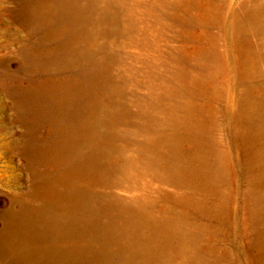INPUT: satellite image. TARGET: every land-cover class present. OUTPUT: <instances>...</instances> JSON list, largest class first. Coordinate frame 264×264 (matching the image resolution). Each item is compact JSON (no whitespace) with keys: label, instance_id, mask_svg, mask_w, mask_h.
Returning a JSON list of instances; mask_svg holds the SVG:
<instances>
[{"label":"rangeland","instance_id":"374dc122","mask_svg":"<svg viewBox=\"0 0 264 264\" xmlns=\"http://www.w3.org/2000/svg\"><path fill=\"white\" fill-rule=\"evenodd\" d=\"M92 1L98 8L115 10L118 19L107 24L96 15L91 34L77 44L113 54L109 73L121 86L128 109L127 120L115 127L106 122L110 101L96 102L86 114L91 137L103 139V147L116 156L114 172L92 182L93 201L145 200L146 216L173 223L184 210L187 220L179 226L197 234L204 262L262 264L264 211L257 215L256 210L264 197V182L255 179L250 152L264 143V133L247 139L243 110L251 89L259 101L264 99V32L250 21L255 9L264 8V0ZM35 4L36 0H0V264H53L25 259L6 234H18L17 219L25 210L37 213L52 199L65 204L61 195L70 191L58 180L62 166L56 153L40 152L55 136L53 124L30 119L32 104L25 91L49 76L79 74L86 66L55 64L52 54L61 51L68 35L52 33L48 22L31 11ZM186 101L198 107L192 118L184 116ZM175 116H184L185 129L198 131L203 143L200 147L184 139L181 164L191 158L200 173L221 170L220 182L203 185L168 165L149 161L145 141L156 131L169 137ZM120 155L137 162L128 177L117 168ZM99 214L102 222L108 221V212ZM92 234L59 245L87 243ZM116 254L113 263L119 259ZM193 258L183 254L179 233L174 232L168 257L151 264L190 263Z\"/></svg>","mask_w":264,"mask_h":264},{"label":"bare ground","instance_id":"6f19581e","mask_svg":"<svg viewBox=\"0 0 264 264\" xmlns=\"http://www.w3.org/2000/svg\"><path fill=\"white\" fill-rule=\"evenodd\" d=\"M82 2L36 0L35 7L31 8L36 16L48 22L52 33L63 32L68 35L61 51L52 54L55 64L71 66L78 63L86 66V69L74 75L49 76L40 86L25 91V97L32 104L30 119L48 120L53 124L55 136L49 144L40 148V152L56 153L55 159L62 166L57 175L58 180L66 183L63 185H69L70 191L61 195L65 204L52 199L37 213L32 209L34 212L25 210L19 215L21 219H17L18 234H6V238L14 240L19 245L20 254L32 261L46 259L53 264H151L154 260L168 257L172 235L177 232L183 254L194 257L190 263L179 264H219L217 259L204 262L197 234L184 232V225L179 226L187 220L186 211H181L173 223L165 218L156 220L146 216L145 200H138L134 204L120 199L99 203L93 201L92 182L114 172L113 161L116 156L111 149L103 147V139L91 137L92 124L86 114L96 102L110 101L113 106L106 116V122L115 127L127 120L128 109L122 101L121 86L113 81L109 73L113 54L108 49L98 52L87 45L81 47L77 44L81 37L87 38L91 34L90 23L96 15L101 22L113 24L118 19V13L98 8L92 0ZM250 21L253 27L264 32V8L255 9ZM239 28H243L241 23ZM244 38L241 46L246 49ZM255 96L251 89L243 110L245 136L249 140L264 133V99L259 101ZM182 109L185 118L198 114V107L193 101L184 102ZM184 116L174 117L171 125L173 131L169 137L159 131L151 133L145 141V147L150 151L149 161L168 165L178 175L203 185L220 182L223 179L221 170L208 168L200 173L191 158L187 160L188 164H181L180 159L185 151L182 145L184 139L203 147L197 137L198 131L189 132L183 126ZM140 128H146V125L141 124ZM151 143L153 145L150 148ZM86 144H89L87 151L83 149ZM250 156L256 181L264 182V143L256 146ZM136 166L135 158L120 155L117 168L123 177L130 176ZM197 207L203 210L205 205L199 202ZM100 210L109 213L107 222L100 220ZM256 211L257 215L264 211V197ZM203 231L207 233L206 229ZM90 233H93L92 240L87 243L70 244V241L66 249L59 245L61 241L72 237H79L80 241ZM259 239L264 250V231ZM114 253L119 255V259L114 258L117 261L113 263ZM261 263L264 264V254Z\"/></svg>","mask_w":264,"mask_h":264}]
</instances>
